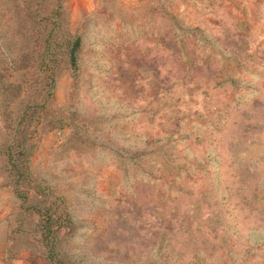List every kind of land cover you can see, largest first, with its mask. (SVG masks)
Masks as SVG:
<instances>
[{"label": "rangeland", "instance_id": "374dc122", "mask_svg": "<svg viewBox=\"0 0 264 264\" xmlns=\"http://www.w3.org/2000/svg\"><path fill=\"white\" fill-rule=\"evenodd\" d=\"M0 264H264V0H0Z\"/></svg>", "mask_w": 264, "mask_h": 264}]
</instances>
